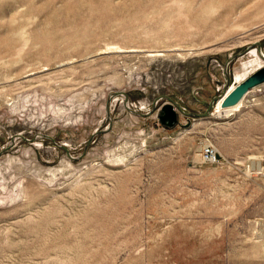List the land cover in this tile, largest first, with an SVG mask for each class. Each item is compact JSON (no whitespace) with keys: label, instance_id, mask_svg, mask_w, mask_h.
I'll list each match as a JSON object with an SVG mask.
<instances>
[{"label":"rangeland","instance_id":"1","mask_svg":"<svg viewBox=\"0 0 264 264\" xmlns=\"http://www.w3.org/2000/svg\"><path fill=\"white\" fill-rule=\"evenodd\" d=\"M263 64L264 0H0V264H264V82L194 114Z\"/></svg>","mask_w":264,"mask_h":264},{"label":"water","instance_id":"2","mask_svg":"<svg viewBox=\"0 0 264 264\" xmlns=\"http://www.w3.org/2000/svg\"><path fill=\"white\" fill-rule=\"evenodd\" d=\"M257 46H258V48L260 47L259 42H257ZM262 82H264V64L261 65L260 67L256 68L253 72H251L249 75H247L241 81L234 84L231 89L228 90V88H225V90L222 93L214 96L210 100L207 108L203 112L194 113V114L195 115H203V116L207 115L210 112V108L215 106L218 101H219V105L221 108L232 106V105L238 103L242 99V97L244 96V94L246 93L247 90L251 89L252 87H255L258 84H261ZM116 93H120L123 95V104L127 108L131 109V107L128 105L127 93L123 90L116 91ZM164 96L166 97V101H164L160 106V110L158 112V118L162 124H164L166 127H170V126H173L175 123L178 122L177 108H179L180 106L177 102L173 101L169 95L164 94ZM159 97H160V95L154 99V103ZM153 107H154V104H153ZM131 110H133V109H131ZM133 111H135V110H133ZM135 112H137L139 114H143V113L138 112V111H135ZM147 113H149V112H147ZM110 123H109V126H110ZM109 126H107L106 128H104L102 130H98L96 132L107 130L109 128ZM16 135H19L22 138L27 139V137L22 135V134H16ZM93 135L94 134H92L89 137L88 142L91 140ZM13 140H14V137L12 138V143H13ZM61 147H63L67 151V153L69 154V151H68L67 147H65V145H61ZM2 151L3 150H1L0 153Z\"/></svg>","mask_w":264,"mask_h":264},{"label":"built area","instance_id":"3","mask_svg":"<svg viewBox=\"0 0 264 264\" xmlns=\"http://www.w3.org/2000/svg\"><path fill=\"white\" fill-rule=\"evenodd\" d=\"M201 154L207 159V160H212L216 158V152L213 148L212 145L210 144H205L204 147L202 148Z\"/></svg>","mask_w":264,"mask_h":264},{"label":"bare ground","instance_id":"4","mask_svg":"<svg viewBox=\"0 0 264 264\" xmlns=\"http://www.w3.org/2000/svg\"><path fill=\"white\" fill-rule=\"evenodd\" d=\"M237 70V69H236ZM235 74H236V76H239L240 74H242V72L240 73V72H238V71H236L235 72ZM243 75H244V72H243ZM235 105V104H234ZM233 106V105H232ZM230 107V106H229ZM221 108V107H220ZM225 108H227V107H225ZM203 156V155H202Z\"/></svg>","mask_w":264,"mask_h":264}]
</instances>
